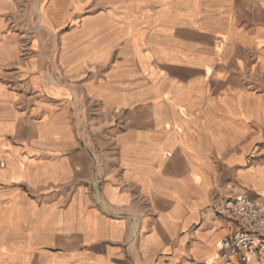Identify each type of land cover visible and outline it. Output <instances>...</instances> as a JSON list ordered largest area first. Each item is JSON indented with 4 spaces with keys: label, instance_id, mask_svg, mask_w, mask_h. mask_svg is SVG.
Listing matches in <instances>:
<instances>
[{
    "label": "crops",
    "instance_id": "1",
    "mask_svg": "<svg viewBox=\"0 0 264 264\" xmlns=\"http://www.w3.org/2000/svg\"><path fill=\"white\" fill-rule=\"evenodd\" d=\"M90 4L34 132L0 88V264H222L224 186L264 200V0Z\"/></svg>",
    "mask_w": 264,
    "mask_h": 264
},
{
    "label": "rangeland",
    "instance_id": "2",
    "mask_svg": "<svg viewBox=\"0 0 264 264\" xmlns=\"http://www.w3.org/2000/svg\"><path fill=\"white\" fill-rule=\"evenodd\" d=\"M90 3L58 0L54 10L52 0H0V88L11 94L14 116L22 123L18 132H34L40 120L38 107L54 102L36 78L66 82L56 62L64 41L83 36V21L92 12ZM76 130L81 137L83 129ZM232 187L225 185L223 194L234 195ZM238 193L250 195L246 189Z\"/></svg>",
    "mask_w": 264,
    "mask_h": 264
},
{
    "label": "built area",
    "instance_id": "3",
    "mask_svg": "<svg viewBox=\"0 0 264 264\" xmlns=\"http://www.w3.org/2000/svg\"><path fill=\"white\" fill-rule=\"evenodd\" d=\"M92 161L95 163L94 156ZM94 175L96 170L94 169ZM95 178L92 186L97 203L101 202V189ZM218 212L233 223L217 250L222 264H249L251 260L260 262L264 258V200L255 201L247 193L223 196Z\"/></svg>",
    "mask_w": 264,
    "mask_h": 264
},
{
    "label": "bare ground",
    "instance_id": "4",
    "mask_svg": "<svg viewBox=\"0 0 264 264\" xmlns=\"http://www.w3.org/2000/svg\"><path fill=\"white\" fill-rule=\"evenodd\" d=\"M218 246V245H217ZM217 254V253H216Z\"/></svg>",
    "mask_w": 264,
    "mask_h": 264
}]
</instances>
